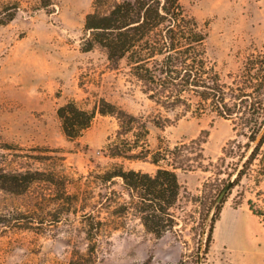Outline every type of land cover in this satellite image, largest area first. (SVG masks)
Listing matches in <instances>:
<instances>
[{
	"label": "rangeland",
	"instance_id": "374dc122",
	"mask_svg": "<svg viewBox=\"0 0 264 264\" xmlns=\"http://www.w3.org/2000/svg\"><path fill=\"white\" fill-rule=\"evenodd\" d=\"M182 2L207 30V55L222 82L264 99V0ZM94 8L95 0H0V161L7 170L53 173L65 184V192L44 181L22 194L0 189V264H197L224 182L231 187L208 263L264 264V145L234 186L249 154L247 136L216 109H201L199 98L190 108H165L124 63L113 69L101 48L83 51ZM102 99L138 117L133 131L120 138V121L97 112L78 139H68L59 107L74 101L92 111ZM124 139L145 157L110 155L111 144ZM154 154L159 166L177 167L183 187L178 224L161 237L132 211L115 214L128 199L123 181L102 179L116 165L155 173ZM89 214L106 223L92 240Z\"/></svg>",
	"mask_w": 264,
	"mask_h": 264
},
{
	"label": "trees",
	"instance_id": "16d2710c",
	"mask_svg": "<svg viewBox=\"0 0 264 264\" xmlns=\"http://www.w3.org/2000/svg\"><path fill=\"white\" fill-rule=\"evenodd\" d=\"M108 2L111 3L105 10L103 7ZM84 31L83 51L101 48L113 69H119L124 63L149 99L167 109H175L179 106L190 108L195 104V98H199L197 105L201 109L211 107L220 116L231 119L234 130L248 138L246 148L249 154L243 166L237 170L233 185L241 182L264 145V99L254 97L253 92L243 86L229 88L222 82L207 55L208 32L187 11L182 0H95L94 10L86 15ZM250 81L253 82L251 88L257 84L254 77ZM97 112L112 115L120 121V138L131 133L134 123L138 122L137 116L105 99L92 111L69 101L59 107L57 114L65 136L75 140L91 126ZM239 113L246 115L242 116L245 119L241 124L236 122ZM127 141L124 139L111 144L110 155L129 159L145 157L132 144L126 148L124 144ZM154 155L152 162L158 166L155 173L116 165L107 170L102 179L104 182H113L116 178L123 181L128 199L114 210L115 214L123 215L132 211L148 232L161 237L178 224L175 208L182 198L183 187L175 170L177 167L159 166V159ZM41 181L53 186L61 185L65 192V184L53 173L31 169L7 170L0 161L2 190L22 194ZM226 183L222 184L219 193ZM224 202L216 207L208 230L204 231L205 242L203 244L200 241L196 252L202 262L197 260V264H209L215 224ZM98 217L88 215L90 240L101 234L106 226L105 221L98 220ZM92 252L93 248L90 249Z\"/></svg>",
	"mask_w": 264,
	"mask_h": 264
},
{
	"label": "water",
	"instance_id": "95a60500",
	"mask_svg": "<svg viewBox=\"0 0 264 264\" xmlns=\"http://www.w3.org/2000/svg\"><path fill=\"white\" fill-rule=\"evenodd\" d=\"M230 187H231V184H227V185L223 188L221 194L218 196V198H217V200H216L215 207H217V206L222 202L224 196L226 195V193H227V191L230 189Z\"/></svg>",
	"mask_w": 264,
	"mask_h": 264
}]
</instances>
